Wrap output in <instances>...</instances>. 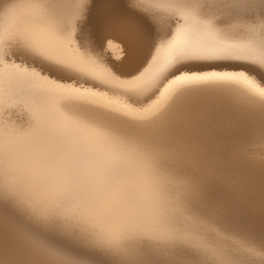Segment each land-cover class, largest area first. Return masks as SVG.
<instances>
[{
	"label": "snow or ice",
	"instance_id": "obj_1",
	"mask_svg": "<svg viewBox=\"0 0 264 264\" xmlns=\"http://www.w3.org/2000/svg\"><path fill=\"white\" fill-rule=\"evenodd\" d=\"M175 8L176 19L185 23L125 78L89 72L88 61L59 55L58 46L70 44L71 31L44 15L9 36L34 57L93 81L87 88L53 82L7 58L0 72L23 74L61 101L54 118L37 114L15 142L0 140V206L23 213L32 223L28 235L34 251L60 256L64 264H96L89 259L92 253L109 257L106 264H209L208 250L185 241L177 224L197 218L198 205L216 210L206 143L223 117L198 100L165 112L156 97L162 88L167 91L165 85L225 81L243 84L264 100V87L243 73L195 75L181 67L222 56L264 65V45L258 57L247 54L248 45L239 46V54L236 45L178 47L187 21L218 29L200 16L196 5ZM97 84L124 96L128 110L94 104L97 112H82L63 105L65 100L91 103ZM220 210L240 211L238 205Z\"/></svg>",
	"mask_w": 264,
	"mask_h": 264
},
{
	"label": "bare ground",
	"instance_id": "obj_2",
	"mask_svg": "<svg viewBox=\"0 0 264 264\" xmlns=\"http://www.w3.org/2000/svg\"><path fill=\"white\" fill-rule=\"evenodd\" d=\"M199 14L202 18L211 21L218 30L209 31L202 25L187 21L188 26L177 38L178 47L236 45L234 52L238 54L241 51L239 46L248 45L246 52L261 51V45H264V6L261 12L253 16L246 14L240 17H232L201 12ZM182 23L185 21H179L175 29ZM109 27L108 35L102 43L104 54L111 59L113 65L120 67L123 71H129L135 62L134 60H136L131 51L136 53L141 48L146 33L141 26L138 27L128 19L114 22ZM175 29L172 33L175 32ZM162 41L157 43L155 47ZM112 43L118 45L120 43L121 47L127 49L128 56L125 59H118L117 56H113L110 51ZM58 54L60 55V51ZM61 56L73 62L88 61L85 68L89 72L98 75H103L106 72L98 66L99 58L96 55L94 58L88 54L85 48H74V50L62 53ZM6 58L0 55V72L4 70ZM7 59L15 64L23 65V67H29V71L32 68L42 75L58 80V83L60 81L62 83L67 82L54 77V75H59L58 72L61 68L41 59ZM217 61L218 57L207 58L187 62L181 67L182 69H200L219 63ZM232 68V66H228L227 70H233ZM61 70L93 83L85 76L64 69ZM24 77L23 74H8L6 72L0 76V105H7L24 111L32 123L37 114L44 119L54 118L57 106L61 101L45 92L44 85L42 86L41 83L40 85L39 82H32L31 80L28 82L25 79L27 77ZM218 84V86H209V84L208 87L206 84L204 87H198L200 84H195L196 88L189 86L190 89L187 87L186 90L178 91L179 94L173 95L176 96L173 97V101H171L172 97L168 99L171 102L166 104V107L163 105V109L167 112L181 102L198 100L210 106L218 115L223 117L217 122L215 132L206 143L210 196L215 203L216 210L198 205L199 216L197 218H182L177 224V228L185 241L208 250L210 253L209 264H264V220H262V204H264V101L255 98L237 85L235 87L232 84L231 86H226L230 84L221 85L224 83ZM97 85L104 88L102 84ZM160 96L162 97L161 94ZM99 97L98 100H100ZM96 99L91 103L77 100H65L62 103L73 111L97 112L98 109L94 108L93 105L103 104L104 101L100 100V103H97ZM115 102L117 101L115 100ZM111 106L113 107V105ZM119 108L120 106L117 109ZM233 205H238L240 211L225 212L220 210L231 209ZM28 237L19 230L9 227L0 218V264H64L63 261L48 253L34 251L32 241ZM168 248L173 253L177 252L174 245H168ZM177 258L184 259L185 257Z\"/></svg>",
	"mask_w": 264,
	"mask_h": 264
},
{
	"label": "rangeland",
	"instance_id": "obj_3",
	"mask_svg": "<svg viewBox=\"0 0 264 264\" xmlns=\"http://www.w3.org/2000/svg\"><path fill=\"white\" fill-rule=\"evenodd\" d=\"M36 4L41 5V7L32 6ZM182 4L196 5L198 12L204 14L240 17L246 14L248 16H253L254 14L261 12V9L264 6V0H0V36L4 38V42L0 43V55L7 58L39 60L26 50L18 47L15 40L9 41V36L14 35L21 29L31 27L37 17L44 15L53 23L71 31L70 44L58 46L60 55L66 51L74 50V48H85L88 54H91L94 58L96 55L99 58L98 66H100L101 69H104V71H110L115 76L125 78L129 73L135 71V69L139 67L142 62L149 58L150 53L157 43L166 39L169 36V33L174 31L175 27L179 24V21L176 19L177 9L175 8V5ZM122 19H128L138 27L141 26L143 31L146 33V37L141 48L137 50L136 53L135 51H131L133 53L132 56H134L136 60H134L135 62L129 71H123L120 67L113 65L111 59L104 54L102 46L103 39H105L108 35L109 26L114 22L121 21ZM120 45V43L119 45L112 43L110 51L112 52V55L117 56L118 59H125L128 56L127 49L121 47ZM247 54L258 57L260 55V50L249 51ZM235 59L237 58L222 56L218 57L217 62L219 63L210 67L207 66L205 67L206 69L204 67H201L202 69H183L185 72L187 71V73L195 75L243 73L257 85L264 87V65L251 63L243 59ZM228 66H232L233 70H227ZM21 67H23V65ZM26 69L29 70V67ZM242 69L245 71H242ZM33 70L34 69L31 68L30 71ZM34 71L37 72L36 70ZM58 73L59 75H54V77L56 79L67 81L63 82V84H68V82H70L69 84L73 87L82 86L83 88H87L92 84L91 81L82 80L79 76L75 74L70 75L61 69H59ZM43 76L53 82H59L58 80L48 76ZM25 79H27L28 82L30 81L28 78ZM217 82L224 83L221 85L230 84L226 86H231L232 84V86L236 87L237 85V87L245 90L243 84H233L225 81H216L197 85H199L198 87H204L205 84L207 87L209 84V86H218L219 84ZM60 83L62 82L60 81ZM177 84L178 87L176 88ZM177 84L172 85L173 87L171 86V89L168 85H165V88L168 87L167 91H165L164 88L161 89L162 97L159 95L156 99L160 102V105L162 104V108H164V106L166 107V104L168 105L171 101H173L176 97L173 95L179 94L178 91L181 92V90H186L187 87V89H190V87H197L195 84ZM95 91L98 96H96L97 99L95 97L93 101L96 99L97 103H100V100L104 101V103L108 102V104L113 105V108L117 111H120L121 109L120 112L128 110V105L125 103L126 98L124 96L119 94H115V96L110 92L107 93L104 91V88L98 85H96ZM249 94L261 101H264L259 95L257 96V94ZM98 97L100 100H98ZM170 98L172 100L168 101ZM115 100L117 102H115ZM119 106L120 108L117 109ZM31 124V119L24 111L14 109L7 105H0V140L10 139L15 142L18 138V134L27 130ZM0 218L6 222L9 227L19 230L27 236H29V231L34 227L23 213L15 209H7L0 206ZM54 239H57V242L59 243H69V241L59 238ZM50 255L63 261V258L60 256ZM89 259L95 261L96 264H106L109 257L100 253H92L89 255Z\"/></svg>",
	"mask_w": 264,
	"mask_h": 264
},
{
	"label": "water",
	"instance_id": "obj_4",
	"mask_svg": "<svg viewBox=\"0 0 264 264\" xmlns=\"http://www.w3.org/2000/svg\"><path fill=\"white\" fill-rule=\"evenodd\" d=\"M233 69V68H232ZM235 69H237V68H235ZM242 71H245L244 69H242Z\"/></svg>",
	"mask_w": 264,
	"mask_h": 264
}]
</instances>
